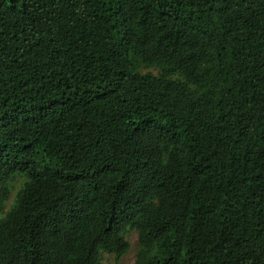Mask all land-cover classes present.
I'll return each instance as SVG.
<instances>
[{"label":"trees","instance_id":"obj_1","mask_svg":"<svg viewBox=\"0 0 264 264\" xmlns=\"http://www.w3.org/2000/svg\"><path fill=\"white\" fill-rule=\"evenodd\" d=\"M134 230L135 264H264V0H0V264Z\"/></svg>","mask_w":264,"mask_h":264},{"label":"rangeland","instance_id":"obj_2","mask_svg":"<svg viewBox=\"0 0 264 264\" xmlns=\"http://www.w3.org/2000/svg\"><path fill=\"white\" fill-rule=\"evenodd\" d=\"M22 182L23 178L20 177L12 183V193L10 199L7 202V209L13 203L15 196L22 185ZM126 238L131 244L130 250L124 256H122L119 261L116 260L115 254H110L103 251L101 254L104 264H135L136 254L139 247L138 232L136 230L131 231L126 235Z\"/></svg>","mask_w":264,"mask_h":264}]
</instances>
